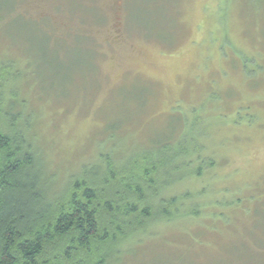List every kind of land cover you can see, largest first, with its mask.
Listing matches in <instances>:
<instances>
[{
  "label": "rangeland",
  "instance_id": "1",
  "mask_svg": "<svg viewBox=\"0 0 264 264\" xmlns=\"http://www.w3.org/2000/svg\"><path fill=\"white\" fill-rule=\"evenodd\" d=\"M16 114L49 193L103 154L195 157L168 193L197 217L108 264H264V0H0V124Z\"/></svg>",
  "mask_w": 264,
  "mask_h": 264
},
{
  "label": "trees",
  "instance_id": "2",
  "mask_svg": "<svg viewBox=\"0 0 264 264\" xmlns=\"http://www.w3.org/2000/svg\"><path fill=\"white\" fill-rule=\"evenodd\" d=\"M22 118L0 124V264H108L152 222L197 217L189 207L197 206V194L168 193L177 176L202 173L189 168L195 157L182 142L119 158L103 154L101 164L84 166L55 194L53 182H43L45 165Z\"/></svg>",
  "mask_w": 264,
  "mask_h": 264
}]
</instances>
